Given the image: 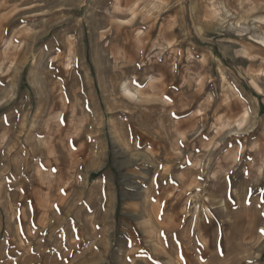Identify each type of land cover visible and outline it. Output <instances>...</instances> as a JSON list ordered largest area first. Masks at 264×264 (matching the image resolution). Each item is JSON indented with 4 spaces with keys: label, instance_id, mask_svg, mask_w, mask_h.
<instances>
[{
    "label": "rangeland",
    "instance_id": "1",
    "mask_svg": "<svg viewBox=\"0 0 264 264\" xmlns=\"http://www.w3.org/2000/svg\"><path fill=\"white\" fill-rule=\"evenodd\" d=\"M262 230L264 0H0V264H264Z\"/></svg>",
    "mask_w": 264,
    "mask_h": 264
},
{
    "label": "crops",
    "instance_id": "2",
    "mask_svg": "<svg viewBox=\"0 0 264 264\" xmlns=\"http://www.w3.org/2000/svg\"><path fill=\"white\" fill-rule=\"evenodd\" d=\"M173 216H174L173 213L167 214V216H166V220H165V222H164V225H165L166 227H168L169 224H170V222L173 221Z\"/></svg>",
    "mask_w": 264,
    "mask_h": 264
},
{
    "label": "bare ground",
    "instance_id": "3",
    "mask_svg": "<svg viewBox=\"0 0 264 264\" xmlns=\"http://www.w3.org/2000/svg\"><path fill=\"white\" fill-rule=\"evenodd\" d=\"M151 134V133H150ZM157 184V183H156ZM153 189H154V187H153ZM152 192V191H151ZM152 195V194H151ZM153 196V195H152ZM151 197V196H150ZM162 209V208H161ZM151 223V222H150ZM163 241V240H162ZM5 256V255H4Z\"/></svg>",
    "mask_w": 264,
    "mask_h": 264
},
{
    "label": "snow or ice",
    "instance_id": "4",
    "mask_svg": "<svg viewBox=\"0 0 264 264\" xmlns=\"http://www.w3.org/2000/svg\"><path fill=\"white\" fill-rule=\"evenodd\" d=\"M262 231H264V230H262Z\"/></svg>",
    "mask_w": 264,
    "mask_h": 264
}]
</instances>
